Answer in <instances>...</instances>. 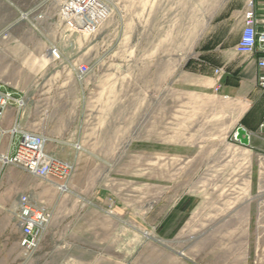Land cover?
<instances>
[{
    "label": "rangeland",
    "instance_id": "1",
    "mask_svg": "<svg viewBox=\"0 0 264 264\" xmlns=\"http://www.w3.org/2000/svg\"><path fill=\"white\" fill-rule=\"evenodd\" d=\"M43 1L0 0V85L42 106L49 92L75 95L54 98L59 112L41 126H72L81 159L67 161L66 182L34 177L30 193L76 203L74 253L96 246V261L82 259L91 264H264V156L238 150L227 105L186 66L231 0H103L110 14L93 34ZM233 27L232 17L226 37Z\"/></svg>",
    "mask_w": 264,
    "mask_h": 264
},
{
    "label": "crops",
    "instance_id": "2",
    "mask_svg": "<svg viewBox=\"0 0 264 264\" xmlns=\"http://www.w3.org/2000/svg\"><path fill=\"white\" fill-rule=\"evenodd\" d=\"M249 2H252L255 17L264 19V0L224 2L214 24H208L202 30L205 33L216 34L215 39L208 38L199 49L201 58L197 59V62H188L186 66L188 68L196 66L194 75L199 78L196 79L199 82L197 85L210 90L214 96L222 99L225 106L227 105L228 108L223 114L225 119L232 123L230 127L232 136L234 137L238 126H242L249 133L248 146L241 145L232 138L238 150L244 149L264 156V87L259 84V77L264 75V69L256 65V59L260 54L256 52L250 56H241L234 51L243 27V12ZM232 17L233 31L226 37L227 21ZM263 28L262 23L256 24L257 31ZM215 68L220 70L219 74L214 73ZM0 86L8 90L3 85ZM13 93L17 95L16 92ZM24 97L25 107L22 110L13 104L7 107L0 123L1 129L9 131L17 126L20 129L41 132L47 137L45 150L49 154L64 161L81 159L82 154L74 147L77 135L70 132L72 126L66 125L67 128L70 126V129L65 127L63 135H56L50 129L41 126L43 116L52 118L53 113L59 112V105H56L58 103L54 98H70L75 95L70 96L67 92L63 95L49 92L47 104H44L46 106H42L38 100L30 99L29 95ZM65 108L67 111L70 110L68 106ZM17 140L16 133H0V264H91L90 260L89 262L82 260L91 257L96 261L98 256L96 246L93 250L87 249L84 256L80 252L74 253V243L81 237L76 232V226L83 218L80 214L74 216L76 203H68L65 196H59L61 193H57L59 198L57 201L51 202L52 191L49 187H42L41 190L42 199L46 203L44 206L52 214L45 232L31 253L21 247L20 228L11 213V208L19 195L33 193L35 176L16 166L5 164L1 159L2 156L13 155ZM31 198L35 200L32 196ZM85 219V223H88V218Z\"/></svg>",
    "mask_w": 264,
    "mask_h": 264
},
{
    "label": "built area",
    "instance_id": "3",
    "mask_svg": "<svg viewBox=\"0 0 264 264\" xmlns=\"http://www.w3.org/2000/svg\"><path fill=\"white\" fill-rule=\"evenodd\" d=\"M45 4L54 3L57 5V16L69 30L73 32L93 34L101 24L108 18L109 7L103 0H44ZM43 3V4H44ZM40 5L32 9L37 12ZM36 18H42L44 14L39 13ZM262 23L264 19H257L254 15L252 2H249L243 12V27L234 51L239 55L250 56L258 52L256 65L264 69V28L256 30V24ZM79 77L89 71L88 65L80 64L77 67ZM218 68L214 69L219 74ZM260 86L264 87V75L259 77ZM217 90V87H215ZM15 105L19 110L25 107V101L16 97L12 91L4 90L0 86V123L4 112L9 105ZM16 133L18 140L12 156H2V162L16 166L29 174L40 179L50 180L51 178L66 179L73 171L71 163L61 160L45 150L47 137L43 134L20 129L17 126L5 131L0 127V133ZM234 138V137H233ZM59 189H66L63 183ZM21 232L20 245L31 253L39 244L45 229L51 219V211L44 205L33 200L30 194L19 195L16 203L11 208Z\"/></svg>",
    "mask_w": 264,
    "mask_h": 264
},
{
    "label": "water",
    "instance_id": "4",
    "mask_svg": "<svg viewBox=\"0 0 264 264\" xmlns=\"http://www.w3.org/2000/svg\"><path fill=\"white\" fill-rule=\"evenodd\" d=\"M234 139L238 141L241 145H249V133L242 127L238 126L234 133Z\"/></svg>",
    "mask_w": 264,
    "mask_h": 264
},
{
    "label": "trees",
    "instance_id": "5",
    "mask_svg": "<svg viewBox=\"0 0 264 264\" xmlns=\"http://www.w3.org/2000/svg\"><path fill=\"white\" fill-rule=\"evenodd\" d=\"M188 64V63H187Z\"/></svg>",
    "mask_w": 264,
    "mask_h": 264
}]
</instances>
